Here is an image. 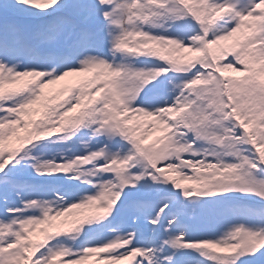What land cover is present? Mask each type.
Returning <instances> with one entry per match:
<instances>
[{
    "label": "snow or ice",
    "instance_id": "1",
    "mask_svg": "<svg viewBox=\"0 0 264 264\" xmlns=\"http://www.w3.org/2000/svg\"><path fill=\"white\" fill-rule=\"evenodd\" d=\"M264 264V0H0V264Z\"/></svg>",
    "mask_w": 264,
    "mask_h": 264
},
{
    "label": "rangeland",
    "instance_id": "2",
    "mask_svg": "<svg viewBox=\"0 0 264 264\" xmlns=\"http://www.w3.org/2000/svg\"><path fill=\"white\" fill-rule=\"evenodd\" d=\"M89 264H90V262H89Z\"/></svg>",
    "mask_w": 264,
    "mask_h": 264
}]
</instances>
